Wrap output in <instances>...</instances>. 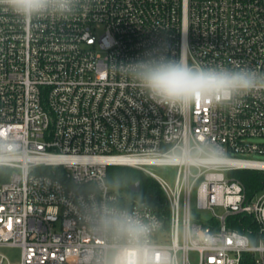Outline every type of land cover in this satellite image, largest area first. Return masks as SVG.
I'll use <instances>...</instances> for the list:
<instances>
[{
  "label": "built area",
  "instance_id": "1",
  "mask_svg": "<svg viewBox=\"0 0 264 264\" xmlns=\"http://www.w3.org/2000/svg\"><path fill=\"white\" fill-rule=\"evenodd\" d=\"M147 55L264 72V0H75L63 18L27 22L0 5V248L20 249L19 264H137L142 246L154 264H264V185L247 192L233 175L264 172V90L164 108L118 70ZM213 144L227 156L216 169L201 156ZM113 166L154 179L167 219L113 190ZM119 214L151 231H114L104 219ZM237 215L257 225L253 242L228 227ZM201 231L222 245L198 246Z\"/></svg>",
  "mask_w": 264,
  "mask_h": 264
},
{
  "label": "clouds",
  "instance_id": "2",
  "mask_svg": "<svg viewBox=\"0 0 264 264\" xmlns=\"http://www.w3.org/2000/svg\"><path fill=\"white\" fill-rule=\"evenodd\" d=\"M74 4L75 0H0V5L26 22L43 13L63 18L72 12ZM118 70L129 77L148 100L181 112L190 109L197 101L220 105L231 102L234 97L264 90V72L238 65L234 68L189 65L182 57L175 60L163 55H147L144 59L120 64ZM201 156L213 169L227 158L226 153L214 144L205 149ZM104 222L114 231L137 239L151 231L149 225L126 214L105 217ZM193 240L198 246L209 250L223 243L221 237L203 231L194 234ZM110 264H126V260L114 256ZM137 264H154L150 248L142 246L138 249ZM160 264H172V260L165 259L162 254Z\"/></svg>",
  "mask_w": 264,
  "mask_h": 264
},
{
  "label": "trees",
  "instance_id": "3",
  "mask_svg": "<svg viewBox=\"0 0 264 264\" xmlns=\"http://www.w3.org/2000/svg\"><path fill=\"white\" fill-rule=\"evenodd\" d=\"M4 172V169L0 171ZM245 186L247 192H254L264 185V172L240 170L233 173ZM107 182L113 190L124 193L129 199H138L150 205L163 218L167 219L169 210L165 202V196L159 184L144 172L125 166H113L108 168ZM139 183L138 193L131 191L133 184ZM234 218V217H233ZM240 223L229 224L228 227L247 234L253 242V233L257 230V225L251 222V217L237 215ZM167 227V225H166ZM241 264H253V255L245 253Z\"/></svg>",
  "mask_w": 264,
  "mask_h": 264
},
{
  "label": "rangeland",
  "instance_id": "4",
  "mask_svg": "<svg viewBox=\"0 0 264 264\" xmlns=\"http://www.w3.org/2000/svg\"><path fill=\"white\" fill-rule=\"evenodd\" d=\"M254 158L264 159V157H259V156H254ZM153 170L155 173H157L158 175L163 176V177L171 178L174 175V172L171 168H153ZM119 193L122 196H125L124 193H121V192H119ZM215 213L217 215H224L225 210H223L221 208H216ZM199 215L201 216V218L209 219L212 216V213L210 211H200ZM0 253L4 254L9 259L11 264H19L20 255H21L20 249L15 248V247H5V248H0ZM191 259H192L193 263H196L197 262V255L195 253H191Z\"/></svg>",
  "mask_w": 264,
  "mask_h": 264
},
{
  "label": "water",
  "instance_id": "5",
  "mask_svg": "<svg viewBox=\"0 0 264 264\" xmlns=\"http://www.w3.org/2000/svg\"><path fill=\"white\" fill-rule=\"evenodd\" d=\"M130 189L132 192L138 193L140 191L139 183L133 184Z\"/></svg>",
  "mask_w": 264,
  "mask_h": 264
}]
</instances>
